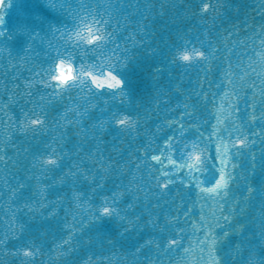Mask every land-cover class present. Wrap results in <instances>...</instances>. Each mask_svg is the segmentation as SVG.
<instances>
[{
	"label": "water",
	"instance_id": "95a60500",
	"mask_svg": "<svg viewBox=\"0 0 264 264\" xmlns=\"http://www.w3.org/2000/svg\"><path fill=\"white\" fill-rule=\"evenodd\" d=\"M215 2L220 4L219 14L209 11L207 14L197 12L193 15L189 5L198 8L199 0H11L10 6L8 0H4L3 6H0V16L5 17L2 27L7 29V33L0 36V108H3L0 111V148L6 156L0 162V231L7 227L10 218H13L12 223L17 228L20 225L26 226L24 232L18 234L19 238H10L9 248H19L31 240L41 248L42 254L37 256V264H65V257L55 255V245L62 238H66L67 229H64V224L73 223L75 216L79 226L87 219L91 209L87 204L83 207L77 206L76 201L71 199V180L62 183L61 177L65 176L74 161L90 172L95 171L97 177L102 174L96 167V162L87 159L85 155L90 154L96 142L92 137V124L105 118L111 108H118L127 111L137 123L132 126V131H121L110 125L102 137V150L117 164L132 161L131 171L122 174L113 165L105 186L97 193L93 194L88 183L84 181H81L76 190L85 192L88 203L95 205L102 197L111 196L117 187L130 185L132 191L126 192L117 203L122 213L133 220L134 226L122 234V227L126 226L127 221H120L114 215L102 216L100 220L86 225L83 235L75 234L81 247L67 259L75 262L87 253L93 256V260L100 257L98 264H149L150 261L152 264H206L209 253L200 241L207 231V224L223 225L222 217L228 214L234 216V221L231 222L233 227L236 223H243L245 228L242 234H234L222 248L225 260L231 264L230 249H233L232 254L236 257L235 264H245L249 259H260L264 254V237L260 235L261 228H264V213L261 212V206L264 205V132L258 130L264 127V122L257 120L245 126V133H258L251 137L255 140L252 151L257 154L255 171L249 167L250 161L246 152L243 156L228 158L229 171L231 164L238 165L235 170L236 179L231 183L228 196L223 195L222 189L218 190L220 194L203 191L211 187L212 182L210 175L204 172L193 173L203 183L199 187H193L192 192L182 189L175 197V204L173 195L160 197L154 187L148 193L150 185L155 184L149 173L158 175L160 172H169L184 175L190 171L185 166L176 172L169 157L176 161L177 166L185 161L181 159L179 151L172 152L164 145L163 140L166 135L173 136L177 131L176 121L185 122L180 118V113L184 111L186 98L194 97L205 75L208 77L206 86L207 83H219L225 79L222 73L227 70L230 61L232 70L236 72L231 77L236 87L241 86L238 77L244 73L250 77L246 79V83L250 85L255 81L257 88L260 87V80L264 79V75L258 78L255 74L262 72L259 56L264 53V46L261 45L264 34L261 33L259 25L264 24V0ZM148 4H153L154 7L149 10L146 8ZM161 4H165L164 15L157 14ZM172 4L176 7H171ZM86 14L110 22L106 28L112 34V42H108L102 49L104 55L97 52L94 60L107 57L113 62L118 57H128L123 67L118 66L115 69L124 81L123 88L128 99L121 103L124 98L117 96L108 108L102 110V106L91 110L81 125L88 130L81 142L80 137L73 134L74 130L65 132L53 125L57 114L62 113L66 107H71L74 103L82 106L94 103L85 95L88 88L80 86L66 89L61 92L60 97L53 98L50 93L60 90L36 83L31 89L32 98L39 103V97H45L44 110L52 124L45 131L35 134L14 130L16 120L22 119L21 110L27 111V108L32 107L31 103L25 107L27 96L19 98V93L25 92L24 82L47 78L48 70L59 58L57 50L61 53L66 51L68 32ZM141 19H144L146 25L145 32L140 31ZM253 25L257 27L254 28ZM66 28L68 31L65 33ZM229 32L233 34L228 36ZM183 40H188L189 43L185 46ZM199 41H203V45ZM225 44L227 48L224 47ZM181 47H199L205 51L218 47V59L213 61V70L208 72L202 62L183 63L177 59L173 62L176 49ZM124 49L127 51H123ZM67 50L76 55L74 46L69 45ZM84 61L75 60L76 63ZM33 73L40 75L34 76ZM227 89L225 81L221 93ZM96 91L106 94L115 90ZM9 93H15L17 97L13 99ZM248 95L251 96V91ZM224 107H228L227 100ZM210 113L214 115L211 108L201 105L199 119L188 123L203 125L207 120L208 124L204 126L210 127L215 123V119L209 120ZM244 119L247 120V117ZM166 121H173V124L169 125ZM228 122L231 123L230 120ZM191 139L189 134L185 142ZM78 144L83 147V152L76 151ZM113 148H119V153L113 151ZM24 149L28 151L25 152ZM53 149L60 154L56 166L50 167L48 171L40 169L39 166L33 167V154L39 158L41 154H46L45 150L51 152ZM231 151L233 150L230 147ZM154 155L160 156L161 160L152 161L151 157ZM137 164L140 165L139 168L136 167ZM245 178L256 188L250 201L240 199L245 192ZM18 181L24 185L20 189L22 196L10 201L8 186L15 188ZM45 184L50 187L41 194L39 185ZM137 185L141 188L139 192L136 190ZM179 187L177 180L172 192L175 193ZM146 193L147 199L144 198ZM180 197L190 206V217L181 215L178 224L166 222L165 213L176 214ZM157 198L164 201H159V207H153L158 202ZM48 201L53 204L49 206ZM33 202L35 208H39L43 202L47 211L44 208L40 211H35V208L31 211L21 208L22 204ZM129 204L132 207H127ZM53 207L56 212L54 217H49L48 212ZM201 216L204 217L203 222ZM135 217H139V220L134 219ZM151 217L157 218L155 226L148 223ZM161 226H164V230H161ZM180 228L183 232L178 233V237L171 238H178L182 245L166 249L163 242L166 243L167 235H175L174 230ZM221 230H218V234ZM88 237H91L90 244L85 243ZM149 239L153 243L146 245L139 254H134V245L138 241L144 243ZM109 240L114 246L107 244ZM160 242L161 246L157 248L156 245ZM236 245L240 246L239 252L235 251ZM184 249L189 251L185 252ZM0 264H19V258L0 252Z\"/></svg>",
	"mask_w": 264,
	"mask_h": 264
},
{
	"label": "snow or ice",
	"instance_id": "6c2138e0",
	"mask_svg": "<svg viewBox=\"0 0 264 264\" xmlns=\"http://www.w3.org/2000/svg\"><path fill=\"white\" fill-rule=\"evenodd\" d=\"M9 6L11 5V0H8ZM4 0H0V6H3ZM154 7L153 4L146 5V8L151 10ZM171 7L175 8L176 5L172 4ZM189 8L192 10V14L195 15L197 12L207 14L209 11L219 14L220 4L216 3L215 0H199L198 8H193L192 5H189ZM166 12L165 4H161L159 6L157 14L164 15ZM103 24L105 30L107 31L106 25L110 22L108 20H100ZM5 23V17L0 16V36H4L7 33V29L2 26ZM131 23V21H129ZM117 26H119V22H117ZM253 27H257L253 25ZM259 28L261 33L264 34V24H260ZM68 29H65V33ZM140 31H146V25L144 19H141L140 23ZM227 31V30H226ZM108 39L103 45H98L93 49H82L78 44H72L70 42H66L65 48L66 51L61 53L57 50V56H70L76 59H95V54L99 52L101 56H103L102 49L107 46L108 42L111 41V33L108 32ZM233 33L229 32L228 36H231ZM143 43V41H140ZM189 43L188 40H183V45H187ZM201 45H203V41H199ZM69 45L74 46L77 50L76 55L73 54L72 51H68ZM261 45L264 46V40H261ZM31 47V45H29ZM227 48V45H224ZM177 50V49H176ZM123 51H127L124 49ZM218 51L217 48L211 47L209 51H205L206 55L203 56L202 59L196 61L202 62L206 67L208 72L213 70V61L218 59L216 53ZM128 57H118L116 58L115 64L113 65L111 60L105 57L102 59L109 66L114 67H123L127 62ZM260 64L262 67L261 73H255L258 78L261 75H264V53H261L259 56ZM176 57H173V62H175ZM34 76H39L40 73H33ZM224 76V80H221L219 83L212 84L207 83L206 81L208 77L205 75L204 80L200 81L199 90L195 91L194 97H187V102L184 104V111L180 113V118L184 120V123H180L176 121V129L177 131L173 136H165L163 143L164 145L171 149L172 152L179 151L181 159L185 161L184 164H180L177 166L176 161L172 160L169 157L170 163L176 169V172L179 171V168L187 167L190 171L184 175H175L174 173L169 172H160L158 175L154 173H149L151 179L155 181L154 185H150L148 193H151L152 188L154 187L157 192L160 193V197L165 195H173L174 200L173 204L176 203L175 197L179 195L182 189H187L188 192H192L193 187H199L203 181L200 178L193 174L194 172H204L208 173L211 177V187L204 189L208 193H217L218 190H224L223 195L228 196L231 188V183L235 181L236 175L235 170L238 167L237 164H231V171L228 170V158L230 156L240 157L246 152L248 155V159L250 161L249 167L252 171H255L256 162H257V154L252 151V147L255 144V140L251 137H254L258 133H245V126L247 123L256 122L257 120L264 122V79L260 80V87L257 88L255 81H253L250 85L246 83V79H250L247 73H244L243 76L238 77L241 81V86L238 88L234 85L232 76L236 75V72L232 70L231 62L229 61L227 64V70L222 73ZM225 81H227L228 89L221 93V89L225 87ZM36 83L49 86L46 82V79H39L38 81L26 80L24 82L25 92L19 93V98H23L25 96L28 97L25 100V107L31 103L32 107L27 108V111L21 110L22 119L16 120L14 130H18L21 133H37L45 131L50 124L51 121L47 118V113L45 112V104L44 96L39 97V103L32 98V86ZM19 88V85L16 86ZM79 85H69L67 88L63 89L60 92L53 91L50 93V96L53 98L60 97L61 92L66 89L79 88ZM87 87V86H83ZM88 88V92L85 94L91 98L94 103L81 105L79 103H74L71 107H66L62 113L57 114V118L55 119V123L53 126H58L63 129L65 132L69 131V129L74 130L73 134L80 137V141L83 142L84 138L87 135L88 130L82 128L81 125L84 122V117L86 115H90L91 110H95L98 107L108 108L113 101L116 100L117 96L123 97L120 102L123 103L126 101L125 97H127V93L123 87L116 89L110 93L102 94L101 92H97L92 88ZM213 88L216 90L213 91ZM251 91V96L248 95V92ZM10 97L15 99L17 94L9 93ZM99 96V99L97 97ZM228 101L227 109L224 107L225 101ZM204 106L205 108H211L213 110V114H209V120L215 119V123L211 124L210 127H205L204 125L208 124V121H204L203 125L197 123H188L189 121H197L200 117V106ZM243 105V107H241ZM6 108L7 105H4ZM39 109V111H37ZM0 111H3V108H0ZM247 117V120L244 117ZM223 117H227L225 119ZM231 121V123L228 122ZM62 122V123H61ZM137 123V120L133 118V116L128 115L127 111L120 110L116 108L113 110L111 108L108 111V115L103 119H98L94 124H92V137L96 141L94 146L90 150L89 153H85L87 159L95 161L96 167L101 170L102 174L97 177L95 171L90 172L84 167H81L79 163L73 162L72 167L65 173L64 177H61V182H65L70 179L72 182V195L71 199L75 200L78 207H83L84 204H87L91 209V212L87 216L86 220H83L82 224H77L76 217L73 216V223L64 224V229H67L66 238H62L60 243L55 245L57 251L55 255L57 257H65V264H98L100 261V257H96V260H93V256L89 254H85L80 258L76 259L75 262L68 260V257L73 256L75 250L81 247V244L75 239V234L79 233V235H83L84 227L86 225L91 224L94 221H98L102 216H116L120 221H127L125 227H122V234L127 233L130 229L133 228V220L128 219L126 215H124L118 206V201L125 195L126 192L132 191L130 185L117 187L116 191L112 192L111 196H104L100 199L98 204H89L88 200L85 198V192L77 191V187L81 185V181L87 182L89 185L90 191L95 194L99 189H102L105 186V182L108 176L111 173L113 165H115L121 173H125L131 171L132 161H124V163H119L109 156H106L103 152L102 145L104 144V137L106 130L110 125L115 126L121 131H132L133 127ZM167 124L172 125L173 121H166ZM18 126V128H16ZM202 129V130H201ZM258 132H264V127L258 130ZM99 133V135H97ZM178 133V136L176 135ZM191 134L192 139L185 142V138ZM189 145H191L193 152L195 149L201 148L200 152H195V160H190L189 156L191 153L188 152ZM202 146V147H201ZM147 147V146H145ZM230 147L233 151L230 152ZM63 150V148H62ZM113 151L119 153V148H113ZM19 151V150H17ZM25 152L28 149H24ZM46 154H41L39 158L35 154H33V167L39 166L40 169L44 171H48V169L52 166H56L58 160L60 159V154L53 149L51 152H47ZM76 151L83 152L84 149L79 144L76 147ZM139 152V149L136 150ZM147 155V153H145ZM6 153L3 152V149L0 148V162L5 160ZM11 159L10 157L8 158ZM152 161H160L161 157L158 155H154L151 157ZM127 165V167H125ZM140 167L139 164L136 166ZM74 169V170H73ZM42 175V173H41ZM179 180L180 187L177 188L176 192H172V188L176 186V181ZM163 181V182H162ZM39 183V181H38ZM24 185L22 183L17 182V187L13 188L10 185L8 186V196L9 200L19 199L22 196L20 189H22ZM41 194L44 193V190L49 185H39ZM122 189V190H121ZM136 190H141L140 186L137 185ZM256 192V188L247 181L245 178V192L242 194L240 199L245 201H250L251 196ZM148 193L145 194L144 198L147 199ZM182 197V196H181ZM180 197L179 207H176V214L165 213V220L168 223H177L179 221L180 216H184L185 218L190 217L191 208L184 201L183 198ZM58 199H61L58 197ZM157 203L153 205V207H159V201H164L160 198H157ZM166 202V201H165ZM49 206L53 204L52 201H48ZM127 207H132L131 204L127 205ZM21 208H27L29 211L35 208V204L33 203H25L21 205ZM41 208H44L45 204L43 202L40 203L39 208H35V211H40ZM234 211V210H233ZM56 212V208L53 207L52 211L48 212L49 217H54ZM261 212L264 213V205L261 206ZM43 214V213H41ZM10 218L7 227L0 231V252H4L5 254H11L14 257L19 258V264H37L36 258L38 255H41V248L36 245L35 242L29 240L23 246L16 248H9V240L12 237L19 238L20 233H23L25 230V225H20L17 228ZM83 219V218H81ZM134 219L139 220V217H135ZM203 222L204 217H200ZM224 224L219 225L208 223L207 231L203 234V239L200 243L208 250V257L206 260V264H228V261L225 260V253L222 251L230 238L236 233H243L245 225L243 223H236L233 227L232 223L234 221V216L231 214L224 215L222 217ZM148 223L155 226L157 223L156 217H151L148 220ZM222 229V230H221ZM227 229V230H225ZM161 230H164V226H161ZM218 230L220 234H218ZM175 235L169 234L166 237V243L163 242V246L168 249L174 246L182 245V242L178 238V233L183 232V229L180 228L178 230H174ZM261 237H264V228H261L260 232ZM85 243H91V237H88ZM153 243L152 239L145 241L144 243L137 242L134 245V254H139L141 250L146 245H151ZM264 243V241H262ZM108 245H113L111 240L107 242ZM160 244H157L156 247L159 248ZM61 249H63L61 251ZM185 252H188V249H184ZM203 251V249H201ZM235 251H240V246H235ZM232 255L231 264H235L236 257L232 254L233 249L229 250ZM104 259H107L105 257ZM149 264H152L150 261ZM245 264H264V254L261 255L258 261H252L249 259L245 261Z\"/></svg>",
	"mask_w": 264,
	"mask_h": 264
},
{
	"label": "clouds",
	"instance_id": "9594fccd",
	"mask_svg": "<svg viewBox=\"0 0 264 264\" xmlns=\"http://www.w3.org/2000/svg\"><path fill=\"white\" fill-rule=\"evenodd\" d=\"M69 42L78 44L82 49L88 50L103 45L108 39L100 19L84 15L68 32ZM177 60L183 63L196 62L206 55L204 49L199 47H181L175 51ZM115 64V61L112 62ZM116 67L109 66L103 60H85L76 63L70 56L59 57L47 72L46 82L49 86L62 91L69 85L87 86L94 90H116L123 87L124 81L115 71ZM127 100L128 97H125ZM202 147V146H201ZM201 148L195 149L200 152ZM190 160H195V152L189 145Z\"/></svg>",
	"mask_w": 264,
	"mask_h": 264
}]
</instances>
